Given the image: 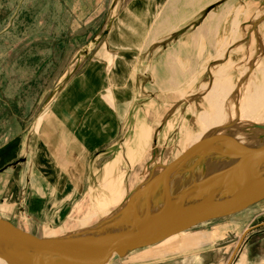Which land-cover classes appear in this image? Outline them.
I'll return each mask as SVG.
<instances>
[{"label":"rangeland","instance_id":"1","mask_svg":"<svg viewBox=\"0 0 264 264\" xmlns=\"http://www.w3.org/2000/svg\"><path fill=\"white\" fill-rule=\"evenodd\" d=\"M128 1L0 0V145L13 141L19 145L5 165L10 172L13 166L43 158L39 144L34 145L49 105L88 61L108 56L109 50L133 51V60L127 64L135 86L133 103L116 136L92 151L88 161L67 163L66 173L82 177L56 179V218L28 224L26 214H19L20 224L37 236H58L109 216L156 168L155 157L162 164L169 162L182 147L185 130L198 131L194 118L205 106L201 93L211 82V66L224 63L228 55L233 62L231 81L236 84L240 66L255 53L264 59V0H144L145 9L126 14L134 22L130 30L125 29L126 34L131 30L135 34L151 24L147 43L107 48V28ZM235 18L237 40L230 34L235 31ZM119 19L111 25L110 38ZM202 39L204 53L198 57ZM216 40L228 41L218 59H214L218 51L211 50ZM109 64L104 66L106 71ZM226 73L227 69L219 71L213 80L223 83ZM263 82L264 71L250 83L249 95ZM103 108L99 104L95 110ZM56 171L61 170L55 167ZM19 196L20 202L27 197L24 191ZM108 264H264V198L154 244L115 254Z\"/></svg>","mask_w":264,"mask_h":264},{"label":"water","instance_id":"2","mask_svg":"<svg viewBox=\"0 0 264 264\" xmlns=\"http://www.w3.org/2000/svg\"><path fill=\"white\" fill-rule=\"evenodd\" d=\"M218 139L234 138L213 133L199 139L131 189L126 201L109 216L84 228L53 237L37 236L0 216V258L6 264H104L114 254L124 255L154 244L174 232L230 215L264 198V140L236 142L238 149H227L215 142ZM199 149L203 150L199 156L214 150L220 156L236 158L219 167L216 172L220 173L214 177L193 178L176 193L162 187V198L137 204L135 198L142 188L167 180L173 169Z\"/></svg>","mask_w":264,"mask_h":264},{"label":"crops","instance_id":"3","mask_svg":"<svg viewBox=\"0 0 264 264\" xmlns=\"http://www.w3.org/2000/svg\"><path fill=\"white\" fill-rule=\"evenodd\" d=\"M147 6L144 0H129L121 8V12L107 28V48H135L142 47L145 41L147 43L146 35L151 24L140 27L135 34H132V30L130 34H126L125 29L130 30L134 22L133 16L126 14L140 7L145 9ZM117 18L121 19L115 24L116 28L110 38L109 30ZM132 53L133 51L127 49L119 54L109 50L108 56L93 57L71 84L52 99L50 111L43 118L34 145L36 147V143L39 144L38 152L44 155L43 158L40 157L37 162L30 164L25 162L24 166H13L14 171L10 172L5 165L16 155L19 145L15 141L0 145L1 217L10 219L28 230L20 224L21 213L26 214L25 221L28 224L37 221L38 225L41 221L53 220L58 216L56 179L81 178V175L66 173L68 170L65 171L64 168L67 163L86 161L87 156L98 146L110 143L120 130V122L127 116V111L133 103L135 86L132 78H129L127 67L133 60ZM108 63L110 66L106 71L104 66ZM222 89L221 101L229 94L225 92V85ZM99 104L104 108L98 112L95 108ZM29 148L30 145L28 151ZM100 154L101 152L97 153L95 157ZM55 167L61 170L60 174L56 171L59 175L55 173ZM22 191L27 197L20 202L18 197L20 198ZM22 209L24 211H21Z\"/></svg>","mask_w":264,"mask_h":264},{"label":"bare ground","instance_id":"4","mask_svg":"<svg viewBox=\"0 0 264 264\" xmlns=\"http://www.w3.org/2000/svg\"><path fill=\"white\" fill-rule=\"evenodd\" d=\"M236 18L234 20L232 19L234 22L233 29L235 31L233 32L232 30V32L230 33L231 36L233 37L232 39L234 40L235 39L237 40L238 38V34H235V32L238 28L239 21ZM253 26L254 25H252V27ZM253 37L254 36H252V39ZM201 41L202 43H201V48L198 53V57L204 53L203 39ZM233 41H231V44L235 43V41L234 42ZM216 42L217 44L213 46V48L211 49L212 51L213 50L218 51L217 56L214 59L221 58V56L227 50V48L225 50V46L228 43L227 40L226 41L222 40L219 42L216 40ZM231 44H228V46ZM215 49H218V50H215ZM258 54L259 53L257 54L255 53L254 58H252L246 63L244 62L245 64L243 63L244 65L240 66V68L238 69L239 72L237 74L238 77L236 78V84H233L231 81V70L230 69L232 67L231 65L233 64V62H232V59L228 57V55H226L227 58L224 63L223 62L215 63V65L211 66V70H210L211 71V80H210L211 82L207 86H204L206 88L204 89L203 93H201L204 99L203 102L205 103L204 104L205 106L201 110H198L196 112V115L194 118L196 125H199V129L198 131H193L192 129L185 130L183 134V139H182L183 140L182 147H180V150L176 153L175 155L176 157L179 156L180 153L184 152L186 148L198 142L199 139L204 138L209 135H213V133H216V134L223 133L226 135L229 134L234 138V139H228V140L218 139L215 141L216 143L226 146L227 149L228 148L238 149L236 146V142L238 143L245 142V143L251 144V143H257L258 141L260 142L261 140H264V136L259 137V134L264 131V127H263L264 125V82L259 87V90L257 88H254L256 91L254 92L253 95L250 94L251 97L249 95V93L251 92L250 83L256 82V79L259 77L260 72L264 71V59H262L263 57H261ZM223 69L225 70L227 69V73H228V74L226 73V75L223 76L221 79L224 82L218 83L214 81L213 77H215L216 74ZM228 82L229 84L225 87L226 88L225 92H228L229 89H231L228 94L229 97L226 95L224 100L220 101V97H221L220 95L222 94L223 89L222 88L220 89L221 90V93H220V90L218 89V87L220 88V86L222 87L223 84L225 85V83L227 84ZM192 83H194L193 79H192ZM243 83H244V86L241 88ZM230 85H232V88H230ZM217 89H218V94L220 93L219 95H216ZM211 93L213 94L211 95ZM214 99L216 100L215 103H214ZM216 107L217 109L215 110ZM212 113L215 115L213 116ZM249 120L252 122H249ZM243 127H248V131L244 130ZM204 151L207 152V150H204ZM202 153H203V150L199 149V151L191 154V156L184 159L182 163H180L175 169H173V171L170 173V176H168L167 180L163 179L162 181L158 182V184L156 185L147 186V187L142 188L140 194L135 198L137 204L141 205L147 201H150L151 199L156 201V198H162L163 197L162 187H166L168 190L170 191L172 190L173 193H176L180 191L179 189L182 186L190 183L193 178L199 179L203 175H206V176L211 175V177H214L217 175V173L218 174L220 173L219 171L216 172L219 167L228 165V163H230L236 158L235 156H232L230 154L220 156L218 152H215L214 150L205 153L204 156H199ZM158 158L159 157L157 156L153 159L154 161H152L154 162V165H155L154 167L156 168L151 169V170L149 169L150 170L149 173H147V175H145L142 178L140 183L148 179L156 171L162 168L163 164L160 162V159ZM126 199H127V196L123 200L122 204L126 201ZM262 199H259V200H262ZM215 218H219V216ZM202 222H205V220L201 221V223ZM185 230L174 232L171 235L163 239L172 237ZM45 237H52V236L48 235ZM114 255H112L109 258V260L104 264H108ZM0 264H6V263L0 258Z\"/></svg>","mask_w":264,"mask_h":264}]
</instances>
